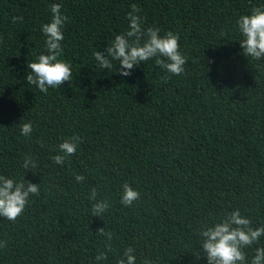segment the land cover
Instances as JSON below:
<instances>
[{
  "label": "trees",
  "instance_id": "trees-1",
  "mask_svg": "<svg viewBox=\"0 0 264 264\" xmlns=\"http://www.w3.org/2000/svg\"><path fill=\"white\" fill-rule=\"evenodd\" d=\"M68 17L61 59L72 80L43 93L26 81L45 51L51 5ZM136 4L143 28L180 35L185 72L150 59L127 77L98 66ZM264 0H0V175L40 185L15 221L0 217V264H208L200 230L239 209L264 226V58L243 54L237 21ZM13 17L23 21L13 23ZM169 77L167 82L164 78ZM31 122L29 136L20 125ZM83 143L64 165L53 157ZM25 157L36 167L24 169ZM85 179L77 182L75 177ZM141 197L121 204L124 184ZM109 209L92 216L95 201ZM112 232L109 242L99 229ZM111 244V251L107 245ZM264 236L244 249L250 264ZM107 252V259L96 256ZM200 253V254H199Z\"/></svg>",
  "mask_w": 264,
  "mask_h": 264
},
{
  "label": "clouds",
  "instance_id": "clouds-1",
  "mask_svg": "<svg viewBox=\"0 0 264 264\" xmlns=\"http://www.w3.org/2000/svg\"><path fill=\"white\" fill-rule=\"evenodd\" d=\"M62 5H51L52 18L49 23L42 25V32L46 37L45 51L47 54L38 56L36 62L28 63L29 74L26 81L35 85L43 93L49 88H57L70 83L72 80V64L61 59L63 55L62 41L63 29L68 17L62 14ZM141 9L131 5V11L127 14L129 28L125 33L115 36L114 41L103 52H94V58L98 66L103 69H111L113 61L119 62L117 74L123 77L130 76L132 71L150 59L168 73L181 75L185 72L187 58L180 51V35L168 31L161 35L158 27H150L146 31L143 28V19L138 13ZM22 22L23 17H13V23ZM239 32L243 39L240 46L243 54L255 60L264 58V6L254 7L251 15H243L237 21ZM169 77L164 78L166 83ZM21 134L29 136L33 131L31 122L20 125ZM83 143L79 136H72L59 145L60 155L53 157L56 164L64 165L65 160L75 155L80 144ZM36 167L31 157H25L23 167ZM77 182L84 181L82 175L75 177ZM121 196V204L130 207L140 199L141 194L131 185L124 184ZM40 185L22 178L19 181L0 175V217L15 222L28 206L31 196H38ZM98 192L91 190L89 199L95 201L91 208L92 216H101L109 209L107 199H97ZM98 234L105 236L110 242L112 232L99 229ZM201 249L207 258L208 264H247V254L244 249L259 242L264 236V226L254 228L252 221L242 216L239 209L228 213L214 226H205L200 230ZM7 246L6 242H0V248ZM111 251V244L107 245ZM200 254V253H199ZM107 252H101L96 256V261L106 260ZM118 264H136L135 249L128 247L123 258ZM143 264H154L145 260ZM250 264H264V247L255 250Z\"/></svg>",
  "mask_w": 264,
  "mask_h": 264
}]
</instances>
